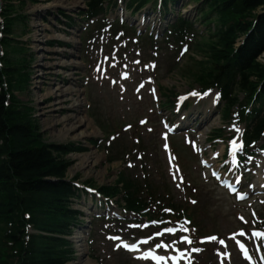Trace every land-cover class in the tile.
Returning a JSON list of instances; mask_svg holds the SVG:
<instances>
[{
  "label": "rangeland",
  "instance_id": "rangeland-1",
  "mask_svg": "<svg viewBox=\"0 0 264 264\" xmlns=\"http://www.w3.org/2000/svg\"><path fill=\"white\" fill-rule=\"evenodd\" d=\"M0 1L2 5H13V13L10 15L15 17L9 29L5 28V31L3 29L4 22H2L0 31V51L6 53L5 59L0 57V69L4 71L5 68H9L10 66L16 67L13 69L16 74L12 76V83L10 82L11 85L15 87V90L10 91L12 99L15 98L16 100L12 106L14 108L23 109L26 113H29V117L33 119L32 121L40 133V141L44 145L78 143L80 147H85L87 149V151L83 153L67 155V160L72 162L67 170V180L78 177L76 180L77 183L90 182L95 186L111 185L118 173L125 171L132 179H137L141 182L142 177H144V171L141 168L142 163L137 161L136 155L133 153L132 158V165L135 167L128 170H125L127 168L126 165L122 164L120 158H118L116 152L119 147L124 145L122 144V141H124L127 147H135L134 144L138 142V146L148 151L145 159H143L145 162L143 165L146 166V163L150 164L153 169H147V173L159 181V173H165L166 171L164 165L159 164V159L161 161V157L163 158L160 147L161 141L159 139L161 134L159 123L147 113V102L149 100L146 96L142 99L144 102L140 103L131 92L128 93L124 99H120L117 88H111L107 85L106 79H114L112 73L106 68L107 62L106 64L103 62L99 63L96 52L91 53L85 48L86 43H83L81 38L79 39V35L82 37L81 30L84 25L80 16V13L84 10V1ZM58 4H62V6H57ZM199 8V5L189 0H176L174 6L168 7V13L165 15L168 16L167 19L170 21L172 16L178 13L188 21L194 22L199 33H204L206 28L199 22ZM259 12L258 10L257 13ZM141 14L142 13L130 15L129 12H127L125 15V25L128 28L129 26L136 27V25L139 24L138 20ZM16 17H19V19L17 20ZM195 27L193 26V29H195ZM111 38L112 37H110V46L112 49L116 48V45L120 44L123 40L114 42ZM195 40H197V38ZM46 41L48 42L47 44H45ZM165 47L168 48V46L165 45L158 50L156 59L157 62H159L157 82L160 87L167 89L165 94L171 98L175 97L177 94L186 92L190 87L196 86L193 82V78L186 75L185 71H187V67L185 66L189 64L191 57L199 60L200 56L192 50L190 54L188 53L189 55H185L183 59L177 63L178 67L174 68L172 67V63H174L173 59L169 58V52ZM96 49L95 47V50ZM149 49L150 48H139L131 44L128 48L130 60L135 58L136 50L141 51L142 58L145 61L151 60L150 55L152 54L148 51ZM168 50L170 49L168 48ZM49 51H55L57 53L65 52L64 56L57 57L56 62L65 65H75L76 67L66 70L55 68L51 72L46 71L44 62L41 61V59L45 54H49ZM119 61V59L112 60L114 63ZM258 62L264 65V54L258 58ZM93 65L94 67L92 68ZM188 70L191 69L188 68ZM134 72L137 73V70H134ZM203 72H205L204 74L208 78L217 77V73L209 69ZM72 73H75V75L71 76ZM0 76L2 78L4 72H1ZM59 77H65L66 79L72 77L77 81V84L61 83L60 79H58ZM8 78L10 79V77ZM96 78L105 82L96 83ZM142 79L143 78H138L132 86ZM251 81L253 83L254 79H251ZM51 82H54L50 90L53 95H58L59 92L56 91L57 89H71L77 91V94L75 92L76 95L72 94V96L68 97L69 102L67 105H60L57 107L62 109V111L58 114L53 113L54 118L52 119L49 116L50 113L46 116L43 114L44 112L42 110H39L40 100L46 93L44 89L48 87V84H51ZM148 88H151V86L149 85ZM163 91L164 90H162V92ZM235 92L242 101L244 98L243 94L239 93L240 91ZM160 98H162V95H160ZM52 100H60V98ZM75 102L80 104L76 105ZM71 104L77 110L67 111L66 107H69ZM216 115L218 116V114ZM144 116H148L149 122L146 124L141 122L139 126L135 125V123ZM66 118H70L71 120L69 122H63ZM76 120L81 121V127H77L72 133H63V130L74 125ZM130 123L134 124L132 125V129L127 131L129 129L127 126L125 129L127 132H121V126ZM227 125L228 123L222 126L221 123L217 121V117L212 115V117H209V119L200 126V132L209 134L220 126L226 129ZM108 131H111L112 134L121 132L119 137L116 138L111 145L114 149L111 148L112 150H110V153H116L113 155L116 160L111 164L107 162L104 150L94 144L100 139L103 140L107 136L105 133ZM98 144L102 145V143ZM202 147L207 150L209 146L207 143L202 142ZM135 152L137 153L136 150ZM178 152H180V160H182L184 171L187 172L189 176L187 183L188 187L191 189H188L190 191L188 195L195 199L192 201L195 202V205H190L187 198L183 199V192L180 190L177 191L174 189L173 185H170L173 203L180 204L183 202L186 211L190 213L191 216L197 217L196 222L200 227V234L212 235L217 239L216 244L205 247L202 252L195 256L196 259H198L196 264H246L244 254L239 250L237 244H239L242 239L252 241L256 238L257 235H248L247 233L252 227L262 228L264 225V222L259 225V221L264 219V205H261L257 202L259 200L256 199H252L244 204H237L233 202L232 199L228 200L227 196L222 194L220 190L210 182L209 177L203 175V180L201 175L196 173L197 161L188 148H180ZM81 158H83V160ZM259 164L260 163H257L256 165L259 166ZM254 173L261 174V172L257 171L255 166ZM67 180L65 181L68 183ZM248 182L250 183V180ZM194 189H196V191ZM70 209L82 211L85 216V221L78 227H75L72 236L67 238L73 242V246H70V249L74 255L72 260L66 264H81L83 261H89L88 264H142L121 252L114 253L111 251V246H113L117 240L109 235L108 229L104 230V227L108 228V224L102 227L103 221H92V229L91 224L89 229L86 228L87 221L89 222L90 217L92 218L94 214V207L90 205L89 200L85 202H83L82 199L79 201L74 200V202L71 201ZM147 220H149V218H147ZM144 223L154 229V235L150 234L151 232L149 233V228H137L124 232L123 236L129 239L128 242H132L139 237H144L145 243L143 245H146V253L151 251L152 253L150 254H153L154 249H156L160 256L163 257L166 264H175L168 262L166 259L168 253L176 255L172 249L169 248V245H174L175 242H180V240L185 239V235L180 239L177 237L157 238V233H164L166 227H162L159 224L157 225V223L153 221L149 224L146 222ZM242 223H246L244 229L247 232L236 231L242 228ZM86 230H90L88 232H92V235L84 239V242L78 244L77 240L74 238L81 235V233H84ZM30 234H34V232L30 231ZM262 247H264V245H261V248ZM216 255L218 257L217 262ZM249 260L252 261V264H256L251 254Z\"/></svg>",
  "mask_w": 264,
  "mask_h": 264
},
{
  "label": "trees",
  "instance_id": "trees-1",
  "mask_svg": "<svg viewBox=\"0 0 264 264\" xmlns=\"http://www.w3.org/2000/svg\"><path fill=\"white\" fill-rule=\"evenodd\" d=\"M98 1L101 0H91L89 5ZM149 1L131 0L130 5ZM191 1L201 2L203 18H216L213 40L198 46L211 61L210 71L225 65L235 68L230 74H237L241 92L252 93L258 84L262 86L264 65L256 59L264 53V0ZM12 8V4L2 5L0 1L4 31L15 20L10 15ZM241 36H245L244 42L235 47ZM204 46L207 50H203ZM14 67L0 69L12 90ZM2 83L0 76V86ZM261 93L264 96V87ZM15 101L11 93L9 99L4 92L0 94V264H66L73 252L63 237L76 222V212L70 209V199L75 195L65 181L71 165L65 157L75 149L41 143L29 113L14 108ZM104 190L114 194L112 188ZM28 225L34 234L26 233Z\"/></svg>",
  "mask_w": 264,
  "mask_h": 264
},
{
  "label": "bare ground",
  "instance_id": "bare-ground-1",
  "mask_svg": "<svg viewBox=\"0 0 264 264\" xmlns=\"http://www.w3.org/2000/svg\"><path fill=\"white\" fill-rule=\"evenodd\" d=\"M151 5H153V6H155L156 5V3H154V2H151ZM57 6H62V4H58ZM74 8H76V7H74ZM74 8H72V9H74ZM158 8H159V10H161V12L164 14V13H168V7L167 6H161V5H159L158 6ZM176 16H178V17H180L181 19H185L182 15H180V14H177ZM162 20H163V22H164V20L166 21V19H164V17H162L161 18ZM162 20L160 21V23L157 21V23L158 24H160V25H162L163 24V22H162ZM167 21H169V19H167ZM166 21V24H164V25H162L161 27L160 26H156V29H158V30H160V32L159 33H161L160 35H163V36H165L167 39H173V38H170L169 37V34H170V24H168V22ZM264 21V20H263ZM217 29V26H210V27H207L206 28V32H205V36H206V38L207 39H209V40H213V35H212V32L214 31V30H216ZM257 36V35H256ZM48 42L46 41L45 42V44H47ZM176 43L178 44V45H182V43H181V41L180 40H177L176 41ZM203 50H207V48H206V46H204V48H203ZM49 54H45L43 57H42V59H41V61H43L44 62V67H45V70L46 71H52V70H54L55 68H60L61 70H66V69H70V68H72V67H76L75 65H65V64H61L60 62H56V60H57V57H59V56H64L65 55V52H60V53H57V52H55V51H49L48 52ZM202 60H204V62H203V65H201V68H203V69H205V70H207V69H209L210 70V68H211V61L208 59V57H206V56H203L202 57ZM208 61V62H207ZM200 67H198V74H201L202 72H203V70L201 69ZM73 69H76V68H73ZM43 75V74H42ZM75 75V73H72L71 74V76H74ZM236 76H237V74H235ZM43 77V76H42ZM57 77H58V75H57ZM44 78V77H43ZM43 78H41V79H43ZM58 79H60V82L61 83H68V84H74V85H76L77 84V81L76 80H74L72 77L70 78V79H66L65 77H63V78H58ZM187 79V78H186ZM200 79H199V76L198 77H195V79H193V82L196 84L197 82L196 81H199ZM17 84V83H16ZM54 85V82H51V84H48V87H46L45 89H44V91H46V93H45V95H43V97L41 98V100H40V106H39V110H42L44 113V115H48V113H50L49 114V116H50V118L52 119V118H54V116H53V113H56V114H58L59 112H61L62 111V109H59V108H57L58 106H60V105H67L68 104V102H69V99H68V97H70V96H72V94L73 95H76L77 94V91L75 90H71V89H66V90H61V89H57L56 91L57 92H59L58 93V95L56 96V94H52L51 92H50V90H51V88H52V86ZM238 87V86H237ZM75 92H76V94H75ZM53 96H54V98H53ZM231 97H232V99H233V102L234 103H236V102H238L239 100H240V97L237 95V93H235V92H232L231 93ZM58 98H60V100H55V101H53L52 99H58ZM248 101H249V103H251L254 107L255 106H263L264 105V96L262 97V96H259V95H257V94H250L249 96H247V98H246ZM53 102V103H52ZM56 103V104H55ZM75 104L76 105H79V104H77L76 102H75ZM74 104V105H75ZM75 105V106H76ZM66 110L67 111H75V110H77L72 104L71 105H69V107H66ZM166 111H162V113H165ZM202 112V111H201ZM201 112H199V111H195V116H200V114H203V120L202 121H205V120H207V118L209 117L208 115H204V113H201ZM42 114V115H43ZM187 117H190L189 115L187 116ZM71 119L70 118H66V119H64L63 120V122H69ZM57 125V124H56ZM81 125H82V123H81V121H79V120H76V122H75V124L74 125H71L70 127H68V128H66V129H64L63 130V133H72V131H75V129L77 128V127H81ZM190 128L191 129H193V128H195V126L194 125H190ZM76 158H80V157H76ZM82 160H83V158H81ZM81 160V161H82ZM81 161H80V163H81ZM215 171V170H214ZM261 181L262 182H264V178H262L261 179ZM259 181H258V179L256 178V180H255V184H257ZM27 217H28V215H27ZM75 240H77V242H78V244L79 243H82V240L84 239L83 238V236H81V235H78V236H76L75 238H74ZM80 247V246H79ZM89 263V261H83V262H81V264H88Z\"/></svg>",
  "mask_w": 264,
  "mask_h": 264
},
{
  "label": "snow or ice",
  "instance_id": "snow-or-ice-1",
  "mask_svg": "<svg viewBox=\"0 0 264 264\" xmlns=\"http://www.w3.org/2000/svg\"><path fill=\"white\" fill-rule=\"evenodd\" d=\"M193 95H196V93H193ZM241 199H243V197H240ZM168 231L169 232H172V229H168ZM256 235H264V234H262V233H255ZM210 239H215L214 237H212V238H210ZM185 242L186 243H189V244H191L192 243V241H191V239H189V238H185ZM122 247H124L126 250H128V251H137L138 249H137V246L135 245V244H123V245H121ZM195 251H202L203 249H194ZM138 259H153V260H155L156 262H157V264H161V262L163 261V257H160V256H155V255H151V256H149V255H147V254H145V255H142V256H140V257H137ZM245 258H247V256L245 257Z\"/></svg>",
  "mask_w": 264,
  "mask_h": 264
}]
</instances>
